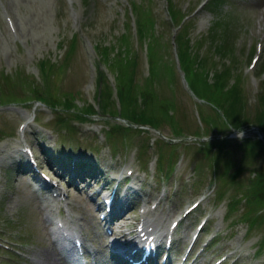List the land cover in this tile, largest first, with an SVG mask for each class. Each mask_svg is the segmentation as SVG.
Masks as SVG:
<instances>
[{"label": "rangeland", "instance_id": "rangeland-1", "mask_svg": "<svg viewBox=\"0 0 264 264\" xmlns=\"http://www.w3.org/2000/svg\"><path fill=\"white\" fill-rule=\"evenodd\" d=\"M204 1L0 0V87H4L5 77L10 78L11 83L5 85L6 88L12 91L15 97L20 96L22 100L28 95L25 83L28 84L27 87L33 85L36 89H42L44 78L46 79L45 73H48L44 91L54 93V90H57L56 78L52 79L50 76L54 67L50 65L46 68L45 62L51 59L57 64L62 63L73 38L77 36L74 39V53L60 81V90L74 93L76 101L68 102L70 98L67 95L63 99L70 110L76 111L69 104L75 102L80 108L84 104H91L93 107V113L87 116V120H74L71 124L72 128L63 130L65 126L58 123L60 117H68L65 122L67 124L69 117L73 115L76 117L75 114L71 116L66 109H58L55 113L53 109L37 99L16 101L18 102L15 103L18 105L17 110L14 108L0 110V153L5 154L4 149L7 148V143L11 144L12 141L16 144L19 141L17 127L30 114L31 125L29 124L28 129L36 133L32 136L33 132H28V139L39 146L42 144L52 146L55 151L63 148L60 151L62 153L63 151L69 153V149H73L71 155L82 153L87 161H95L96 168L99 169L95 170L94 174L103 171L101 177L106 176L108 182H116L115 179L110 178L111 173L116 172L119 176H123L127 174L128 168L134 167L136 169L134 174L138 175L137 181L141 188H144V190L139 189V191L142 190L141 198L154 199L159 194V185L164 179L170 185L178 180L180 188L176 198L181 201L180 203L184 198L190 202L194 201L198 192L206 193V200L190 219L196 222L201 216L209 214L211 219L206 231L209 233L208 237L215 236L222 229L213 249L223 255L236 251L242 253L243 249L244 256L240 257L237 252L231 262L256 264L257 261L250 260L248 254L257 253L259 259L264 261L262 244L264 221L250 224V217L243 216L247 206L245 200L235 210L230 209L237 195L244 196L243 193L248 190L247 186L250 185L252 176L260 175L261 186L264 188V142L255 130L240 132L238 137L228 136L227 134L232 133L235 128L223 120L222 112L227 120L229 119L237 126L253 122V124L264 123V109H261L262 104L259 100L264 86V72L259 74L257 69L258 65L264 62V30L256 27L257 18L262 16L264 18V0H224L214 7L207 5ZM172 2L175 4L173 9L178 12L177 18L180 12L181 15L188 14L190 17L183 39L186 57L184 64L189 65L190 62L197 77L206 78L205 81L208 83H214L217 76L225 72L227 74V77L224 75L226 88L227 82H232L233 75L237 76L239 81H236L234 86L245 95L246 99L233 100V103L218 102L216 106L222 112L216 111V108L207 103L204 105L196 103L200 100L193 95L183 80L184 72L177 60V43L174 38L179 30L170 17L169 6ZM131 4L140 5L137 13L139 19L137 28L143 37H146L141 40V43L138 42L136 16L131 10ZM5 8L9 11L8 14H5ZM173 9L171 11L174 14ZM7 15L13 17L15 22L24 18L33 23V26L24 31L17 23V28L14 30L9 26ZM150 15L155 19L154 27L149 20ZM16 29L17 32H15ZM152 33L158 36L161 44L157 50L160 51L158 60L161 69L170 65L168 74L162 70L156 77L155 90L160 97L156 96L151 87L153 80L146 78L149 75L147 45L152 41L150 39ZM190 39L192 42L198 41L195 44L197 51L194 58L192 57L194 48L190 44ZM259 42H262L263 48L260 59L255 68H250L257 48L255 45ZM95 44H98L101 53L102 50L107 53L103 61L102 58L98 61V73L95 62L99 56L95 50ZM219 47L223 48L222 55L219 54ZM129 53L132 54L129 59L132 61L130 77L136 87L148 86L151 89L154 96L153 114L170 118V121L180 128L183 126L181 130L187 136H178L180 130L174 133L171 124L163 122L158 123V129L149 127L144 131H133L128 136L118 135L113 143L106 137L108 125L115 124L124 129L123 125L128 123L115 116L118 113L115 108L118 109L122 103V95L118 90L116 70L107 66L106 59L120 58ZM154 55L151 53L152 61H155ZM119 58L116 59L117 64ZM43 59L44 64L41 61ZM97 83L108 88L107 97L111 108L107 110L98 105ZM220 89L222 87L217 86L215 90ZM230 97L233 99L234 95L231 94ZM168 102L175 106V117H169L166 113L160 112L167 110ZM2 103L3 106L7 104ZM197 108L200 109L204 123L199 120ZM202 125L204 130L201 129ZM250 125L252 124L246 127ZM100 131L102 137L97 135ZM191 133L196 136L217 134L215 139L225 135V139L201 141L200 138L188 136ZM163 136L177 144L174 155L177 157V165L171 175L167 174L170 165L165 167L160 162H156L159 154L156 139ZM242 136L249 139L245 140ZM201 142H208L207 145L219 143L220 146L217 149L205 147L204 152L200 147L203 145ZM142 145L144 146L142 152L146 153L144 158L153 159L152 168L146 167L141 161L142 154L140 155L139 148ZM11 165L8 161L0 163V242H11L10 244L15 241L22 242L24 248H20L25 251V256L8 260L9 258L2 256L5 249L0 247V263L46 264L44 252H49L57 258V264H67L54 248L52 241H49L48 232L41 222V211L30 195L32 188L29 186L31 183L29 173ZM84 168L82 167L81 171ZM83 171L86 172V170ZM224 171L227 174H224ZM199 175L201 179L203 177L204 179L197 186L196 181ZM79 190L74 186L69 188V191L78 197L82 196ZM170 192L174 193L172 190ZM125 193L131 196L133 190L128 189ZM131 206L132 204H128L126 210L129 215H133L135 209ZM175 206L179 210L181 205ZM189 223L190 220H187L181 225L180 235H184L187 231L186 225ZM81 231L89 242L100 240V230L97 226L93 228L94 234H88L86 225L81 227ZM105 241L106 238L101 244L104 251H106ZM240 242H242L240 247L234 244ZM260 243L262 246L258 248ZM105 253L103 257L108 258Z\"/></svg>", "mask_w": 264, "mask_h": 264}, {"label": "trees", "instance_id": "trees-1", "mask_svg": "<svg viewBox=\"0 0 264 264\" xmlns=\"http://www.w3.org/2000/svg\"><path fill=\"white\" fill-rule=\"evenodd\" d=\"M151 51H153V55H154V48L151 49ZM106 54H107L106 51L102 50V55H103L102 58H104V55ZM131 57L132 56L128 54H125V56L123 55L120 58L116 57V59L119 58L118 64H117L116 59H106L108 65L114 68L115 70H117L118 72L119 91L122 95L121 114L129 118L133 122H140V123L153 122L152 118H154V115L152 113V109H153L154 96L152 94L151 89L148 86H145V87L143 86L142 88H140V86L136 87L133 84L134 81L130 77V72L132 70L130 64L132 63V61H130L129 59H131ZM154 57H155V61H151L152 71H151V75L149 78L150 81L153 80V85L151 87L154 86L155 79L161 71L160 63L157 62L155 55ZM224 75H226L227 77V74L225 72L220 74V76L218 77L219 80L216 82L214 89H216L217 86L224 88L225 86ZM191 80L194 86L198 84L200 85L201 90L199 91V93L202 96H208L217 101L220 100V94L215 93L212 90V87L210 86L208 82H206L205 80L200 81L197 75L195 74H193V76L191 77ZM38 92H41V91L36 90V93ZM45 94H47V96L51 99L52 104H57L61 102L62 100V98L58 96L56 92L54 93L47 92ZM234 98H235V95H234ZM101 100H102L101 106L106 110L109 109L110 102L108 100H103V99ZM261 195H263V193H261Z\"/></svg>", "mask_w": 264, "mask_h": 264}, {"label": "bare ground", "instance_id": "bare-ground-1", "mask_svg": "<svg viewBox=\"0 0 264 264\" xmlns=\"http://www.w3.org/2000/svg\"><path fill=\"white\" fill-rule=\"evenodd\" d=\"M37 15V13L35 14ZM17 23L18 25L24 30L26 31L28 28H31L33 25V23H31L30 21L28 20H25L24 18H20L19 20L16 21V26H17ZM29 30V29H28ZM77 157L75 158V160H78L80 159L81 157H83L85 160H86V156H82V153H76L75 154ZM81 155V156H80ZM2 156L1 159H0V163H3L5 161H7V158L4 156V155H0ZM104 170V169H103ZM78 173L81 174L80 171H77V170H74L73 171V174L76 176L78 175ZM101 174L103 173H98L95 178L99 177ZM44 255H45V262L46 264H57L58 263V260L56 257H54L52 254H50L49 252H44Z\"/></svg>", "mask_w": 264, "mask_h": 264}]
</instances>
